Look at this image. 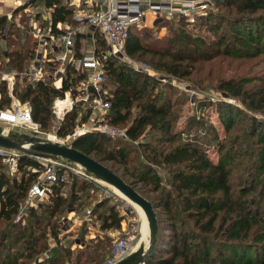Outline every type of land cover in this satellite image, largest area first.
Segmentation results:
<instances>
[{
	"label": "trees",
	"instance_id": "1",
	"mask_svg": "<svg viewBox=\"0 0 264 264\" xmlns=\"http://www.w3.org/2000/svg\"><path fill=\"white\" fill-rule=\"evenodd\" d=\"M41 1L46 4L48 18L37 12L34 21L47 22L52 38L68 33L67 28L58 27L60 23L68 24L69 28L80 25L74 19L73 8L62 0H27L23 6L28 3L38 6ZM217 3L227 7L229 14L223 10L213 13V28L219 30L223 23L227 25L223 38L214 46L181 31L169 38L170 47L151 48L144 44L140 32L133 31L138 28L135 26L130 29L125 53L129 57L151 55L155 70L177 80L196 78L202 72V65L211 64L202 81L207 84L196 79L190 82L197 87L212 85L239 99L245 107L241 109L227 100L217 102L220 120L227 135L230 134L221 141L212 127L219 148L218 162L211 160L208 149L196 139L181 140L176 126L178 116L169 101H161L166 99L160 91L162 82L113 57L104 62L106 79L108 76L113 84L108 92L111 107L105 121L127 128L128 139L137 148H130L125 139L112 142L110 137L97 132L84 133L70 144L107 166L153 204L159 226L157 243L144 264H264V120L249 114L250 111L264 113V68L257 76L250 72L251 68L264 65V0H217ZM25 7L20 8L23 11ZM211 16L201 19V23L210 21ZM11 19L0 14L1 68L8 65L24 72L29 66L27 62L38 57L39 40L33 37L29 19L22 18L19 22ZM228 33L234 37H228ZM75 36V59H79L83 57L79 51L80 32ZM216 45L219 46L215 50ZM208 48L215 53L209 54ZM100 50L99 47L97 52ZM219 55L245 62L238 64L233 74L224 73L219 69L222 65L214 61ZM250 61H254L250 69L240 72ZM46 64L50 68L57 63ZM216 67L218 76L212 75ZM65 69L63 85L59 88L50 80L33 79L22 89L15 86L12 90L19 101L31 105L33 120L42 130L51 127L55 101L64 99L69 91L76 93L73 85L85 79V73L76 64L69 62ZM12 95L3 83L0 108L11 107ZM82 103L78 102L66 113L58 135L65 137L88 120L89 110L83 109L86 112L79 114ZM143 136L164 147H151L149 139L142 142ZM107 162L118 166L117 169L114 171ZM24 166L37 168L39 164L36 158L26 154L20 160V180L10 182L0 172V264H104L111 253L106 242L109 238L96 245H85L83 251L73 256L70 246L62 243V223L54 220L52 224L57 215L75 208L74 204L80 200L76 189L86 188V181L74 179L71 198L62 195L61 187L57 186L56 194L39 205L40 211L30 206L21 220L22 202L37 177L36 172L25 171ZM157 167L169 173L168 185ZM146 193L154 196L149 198ZM160 209L164 218L158 216ZM91 212L100 213L101 230L121 229L123 217L116 205L103 200Z\"/></svg>",
	"mask_w": 264,
	"mask_h": 264
},
{
	"label": "rangeland",
	"instance_id": "2",
	"mask_svg": "<svg viewBox=\"0 0 264 264\" xmlns=\"http://www.w3.org/2000/svg\"><path fill=\"white\" fill-rule=\"evenodd\" d=\"M103 0H62V2L68 6H71L73 8V12H79L81 10H90L92 8H98ZM162 1V0H156ZM164 1V0H163ZM173 4L175 10L172 14L166 15L165 13H162L161 17L155 18V21L150 25L145 27V25L140 28H136L133 31L134 32H140V35L142 37V41L146 46L152 47H159L160 49H166L170 47L169 38L172 36H175V32H189L195 39L200 38L205 40L208 44L216 43L219 39H222L224 36V33L227 31L225 23H223V26L221 29L213 28L214 21H213V15L218 13L219 11L223 10V12H226V14H229V10L227 7L219 6L217 3V0H169ZM193 4L195 6V9H198V6L201 4L206 5V7L203 9V14L201 16L197 17V23H189L188 19L184 16H181L180 9L183 4ZM8 4V3H7ZM25 5V4H24ZM25 7L23 5H18L14 9H12V6L10 4L6 5L4 3L0 4V14H10L11 13V21L19 22L22 18L29 19V24L32 23V19L35 20V16L37 12H42V17L48 18V12L47 7L44 1L39 2L38 6H31L28 8L27 11L25 9H22L20 7ZM222 8V9H221ZM191 10V9H190ZM214 13V14H213ZM153 14L151 12L147 13V16H152ZM211 16V20L209 19L205 21L203 24L201 23V19L206 20V18ZM153 17V16H152ZM39 22V31L41 34L47 36L49 32V24L45 21H41V19L37 20ZM148 23L151 22V20H147ZM46 23V24H45ZM145 23V22H144ZM68 31L72 34L73 37H75L76 29L74 28H67ZM73 29V30H72ZM86 31V29L84 30ZM97 38V45L102 50H104L106 53L107 50L110 49L108 46V43L103 37L94 35ZM229 37H234L233 35L227 34ZM34 37V36H33ZM35 38V37H34ZM43 38L39 37V44L40 40ZM235 40V39H234ZM92 42L87 41L86 43V52L92 48ZM74 46V45H73ZM219 46V45H218ZM216 45L214 48L215 50L218 48ZM105 47V48H104ZM92 50V49H91ZM215 50L207 49V52L209 54H214ZM57 60H61V62H58L56 66L50 67L52 69H49L48 65L46 64L45 68L43 69V72L45 74L46 80H50L52 82H55L56 76L58 73L64 74L66 73V65H64L67 61L69 63V58L66 57L61 58V54L55 55L52 57ZM124 60L119 59L120 61H126L127 63L131 64L132 66L136 67L137 69L146 72L147 74H152L156 78H158L162 83L160 86V91L163 92V98L161 99L163 102L169 101L172 105V109L175 113V115L178 116V123H177V131H179L182 135L181 140H186L188 138L196 139L198 143L205 148L208 149L210 158L213 162H218L219 160V148L218 143L215 141L214 133L215 131L212 127L216 129V133L219 135V139L223 141L226 139L230 134L227 135V132L225 130L224 125L222 124L219 114L217 112V102L219 100H227L233 104L238 105L241 109H244L245 107L240 102L239 99H234L229 97L224 92H221L217 89H215L212 85L211 87H197V85H193V82H190V80L196 79L199 83L207 84L206 82H202L204 79L205 74L208 72L211 64L206 63L202 65V72L200 76H197L196 78H186L183 80H177L174 78H171L168 76L164 71L162 70H155L154 66L151 64L152 56L151 55H144V56H134L129 57L126 55L124 56ZM117 59V58H116ZM259 60V59H258ZM214 61H217V65H222L221 72L233 74L234 71L238 69V64L245 62L243 59H237L228 57L224 59L222 55H219L218 58H215ZM254 61H250L244 65V67L241 68L240 72H243L244 70H249L250 66L252 65ZM63 63V64H62ZM29 66H27V69H29L32 66V61L27 62ZM67 64V63H66ZM199 63L197 64V66ZM258 65V64H257ZM264 68V65H259L255 69L251 68L250 72H254L252 75L257 76L258 74H261L263 71L261 70ZM219 69L216 67V69L213 70V74L215 76L219 75ZM46 71V73H45ZM80 72L85 73V79H87L88 75L86 71H82L80 69ZM229 76V75H227ZM35 79L34 76H30L27 80L23 77H17L14 82L12 83V88L15 86H19L20 89H22L28 82ZM82 80L80 83L74 84L73 88L77 91L67 92L65 95V98H68L70 101L73 100V105L78 104V102L83 101L82 107H84V100L83 98L87 94L86 91V84L87 81ZM88 80V79H87ZM63 84V83H61ZM57 85H60V81L57 82ZM110 86H113L112 82L110 81L109 77L107 76L106 83L104 84L105 89L110 92ZM110 94V93H109ZM13 103L16 102V99L19 101L18 97L15 95L13 96ZM1 99V97H0ZM57 100H63V99H57ZM21 102V101H19ZM57 106V104H56ZM57 110V109H56ZM55 103L53 106V113L54 118L51 123V127L48 130H42L39 125L37 126H23V125H14L5 123L3 121H0V131H4L8 134L9 137L22 140L24 138H34L38 141H57L58 138L60 139L62 136L58 135L59 126L60 123H62L63 119L65 118V113L56 114L55 113ZM80 115L84 114L83 108L80 109ZM85 110V109H84ZM249 112V111H248ZM249 114L251 116H255L259 119L264 120V113L261 112H253L250 111ZM38 124V123H37ZM54 136L57 138L55 139ZM110 139V138H109ZM148 137L143 136V141L147 140ZM114 139L111 138V141L113 142ZM127 140V145H130L132 147L130 148H137L134 146L133 143H131L130 139ZM111 141H106L107 143H111ZM149 142L151 143V147L158 146L159 148L164 147V145H159L157 142L149 139ZM141 152V151H140ZM37 162L39 166L37 168L31 167V166H24V170L28 172H36L37 178L42 174V171L44 170L42 163L44 161L37 159ZM4 164V165H3ZM109 167H114L113 163L107 162ZM117 166V165H116ZM118 167V166H117ZM117 167H114V171L117 169ZM121 169H123L121 167ZM159 175L163 178V181L165 184L168 185V178L169 173L166 169L162 167H157ZM0 172L5 174V178L9 179L10 182H13V180L17 179L20 180L22 176V171L19 169H14L11 167V165H6L3 161L0 160ZM74 179L78 180H85L81 177L73 176L71 178L70 184H68L67 188H65V197L71 198V187L73 186ZM87 183L86 188H77L76 192L78 193V196L80 197V200H77L75 205V208L73 209H67L62 214L60 213L57 215V218L53 219L52 224L55 222L54 220H57L58 222L62 223V229L63 233L61 234L63 238L62 243L65 245L70 246L73 256H75L78 252L83 251L85 245H96V243L100 240H105L106 238H109L110 242L107 240L106 242L109 243V249L113 245V238L110 236L111 231H118L119 235H124L127 232H135V235L137 236V239L134 243V247L136 248L140 244H145L146 247L149 245V227H148V221L145 216V214L142 212H138L135 207L129 203L128 201L124 200L117 192H115V189L110 186L109 184L103 183V182H96V181H88L85 180ZM140 188H143V185L140 186ZM140 189V191H141ZM149 193H146V196L149 198H152L154 195H150ZM144 197V196H143ZM107 201L108 205H116L117 210L122 215V226L121 229H113L109 231L101 230V218L99 219L98 212L91 213L90 215L87 214V210H94L95 206L101 202V201ZM45 202V201H44ZM42 202V204L44 203ZM47 202V201H46ZM32 205V204H31ZM30 202L26 199L24 202H22L21 207V213L19 214L20 219L22 220L23 217L25 219V216H27L30 208ZM1 206V202H0ZM38 211L39 210V204ZM37 208V207H36ZM104 210V209H102ZM102 212V211H101ZM25 215V216H24ZM162 215V210H159L158 216ZM27 218V217H26ZM47 218V216L45 217ZM161 220V217H159ZM18 220V218H17ZM16 220V221H17ZM46 220V219H45ZM49 220L47 219V222ZM26 223V220L24 221V224ZM161 229H163V225L160 226ZM53 240H51L52 243ZM56 244V243H54ZM46 257V255H45Z\"/></svg>",
	"mask_w": 264,
	"mask_h": 264
},
{
	"label": "built area",
	"instance_id": "3",
	"mask_svg": "<svg viewBox=\"0 0 264 264\" xmlns=\"http://www.w3.org/2000/svg\"><path fill=\"white\" fill-rule=\"evenodd\" d=\"M14 1L16 6L27 3V0ZM31 6L32 5L28 3L24 8L25 11ZM205 7L206 5L201 4L198 6V9H195L193 4H183L180 9V14L187 18L189 23H197V17L203 14V9ZM174 10L175 8L169 0L158 2L156 0H103L98 8L81 10L75 13L74 19L78 21L80 25H86L97 30L100 36L107 41L110 49L107 50V53L104 51L101 54H87L82 58L73 59L71 61L73 64H76L77 69L86 71L88 75L87 79H90L89 81L86 80L87 94L83 98L85 102L83 109L89 110L90 113L86 122L79 125L69 135L61 137L60 139L58 138V142L70 145L76 137L87 132L102 133L114 140L128 139L127 128H119L105 121L111 103L108 97V91L104 87L106 82L104 62L109 57L117 59L123 58L122 60L125 59V44L129 37L130 29L135 26H142L148 12L154 13L157 18L161 17L162 13L166 15L172 14ZM32 30L34 31L35 38L38 40L39 37L43 38L40 40V44L43 45V50L39 51L38 49L37 59L32 62V67L24 72L12 69L8 65L1 68L2 60L0 59V97L3 83H6L12 95V83L17 76L21 77L27 75L29 77L34 76L35 79L38 80L46 79L43 69L47 62H56L55 59L49 55L51 53H56L59 46L58 41H64L67 46H73L75 43V37H73L69 31L67 34L55 39L51 36L47 37L41 34L39 28L34 26H32ZM77 32H80V30ZM48 38L50 41L47 40ZM48 46H50V50ZM62 58L65 60L66 56L64 55ZM58 75L60 78L62 77L61 73H58L57 76ZM54 85L58 88L61 87L55 84V82ZM55 113L60 114L58 110H56ZM0 121L23 126L39 125L33 120L31 105L29 103L19 102L17 99L11 107L4 109L0 108ZM54 138L56 139L57 137L54 136ZM23 155L24 154L18 150L0 147V160L6 165H11L15 170L18 169ZM39 160L44 161L42 163L44 170L29 189L27 200L30 202V205L32 204L31 206L38 207L37 204L40 205L45 200L54 196L57 186L61 187V194L66 195L64 193L65 188L70 184L73 176L81 177L88 181L103 182L88 173L80 165L68 161L66 162L63 159L39 158ZM91 213V210H87L88 215ZM109 234L113 238V245L111 247V253L104 264H116L126 258L135 249L134 243L137 236L134 230L124 235H119L118 231L114 230Z\"/></svg>",
	"mask_w": 264,
	"mask_h": 264
},
{
	"label": "water",
	"instance_id": "4",
	"mask_svg": "<svg viewBox=\"0 0 264 264\" xmlns=\"http://www.w3.org/2000/svg\"><path fill=\"white\" fill-rule=\"evenodd\" d=\"M0 147L18 150L24 155H30L36 159L62 158L71 163L80 165L95 178L103 181L124 195L135 205L141 207L149 225V245H138L126 258L116 264H144L147 257L153 252L157 243L158 218L153 204L138 193L130 184L104 164L91 156L77 150L72 145L58 141H38L34 138L14 139L4 131L0 132Z\"/></svg>",
	"mask_w": 264,
	"mask_h": 264
},
{
	"label": "crops",
	"instance_id": "5",
	"mask_svg": "<svg viewBox=\"0 0 264 264\" xmlns=\"http://www.w3.org/2000/svg\"><path fill=\"white\" fill-rule=\"evenodd\" d=\"M1 3H4V4H6V5H8V4H10V6H12V9H14L15 7H16V5H15V1L14 0H0V4ZM8 3V4H7ZM28 10V9H27ZM152 13V12H151ZM153 15V17L152 16H146V18H145V23H143L142 25L144 26L145 25V27H147V26H150L154 21H155V18H156V16H155V14L154 13H152ZM8 16H11V13L10 14H7ZM10 19L12 18V17H9ZM147 20H151V22L150 23H148V21ZM32 23L33 24H31L32 26H34V27H36V28H39V23L37 22V21H34L33 19H32ZM81 26V27H80ZM58 27H60V28H69V26H68V24H66V23H60L59 25H58ZM80 27V28H79ZM140 27H142V26H140ZM140 27H138V28H140ZM79 28V29H78ZM71 29V28H70ZM74 29H76V31H79L80 30V34H81V38H80V40H81V49H79V51H80V54H82L83 56H85V55H87V54H101V53H103L104 52V50H100V52H97V49L99 48L98 47V45H97V38L94 36L95 34L97 35V36H100V34H99V32L97 31V30H94L93 28H91V27H89V26H86V25H79L77 28H74ZM86 29V31H84ZM68 30V29H67ZM40 31H41V29H40ZM33 33H34V31H33ZM50 36V33L48 32V35H47V37H49ZM35 37V36H34ZM100 37H102V36H100ZM47 40H49L50 41V39L48 38ZM75 41H76V36H75ZM87 41H90V42H92V48H90V50H88L87 52H86V43H87ZM40 43H41V41H40ZM58 48H57V50H56V53H55V55H59V54H61V58H62V56H66L67 58L68 57H70L69 59V62H71L73 59H75V56H76V47H75V43H74V46H67L66 45V43L64 42V41H58ZM48 48H49V50L51 49L50 48V46H48ZM92 49V50H91ZM43 50V45H41V44H39V51H42ZM58 62H61V60H57V63ZM67 64H68V61L66 62ZM66 63L64 64V65H66ZM63 64V63H62ZM32 67V66H31ZM30 67V68H31ZM11 68V67H10ZM29 68V69H30ZM28 70V69H27ZM63 78H64V74H62V77L60 78V76L58 75V76H56V79H55V84H57V82L58 81H60V85L59 86H62L63 84H61V83H63ZM87 79H85V81H86ZM90 80V79H89ZM88 80V81H89ZM64 100V106H63V109L62 110H60V109H58L57 107H56V104H58L59 102H58V100L57 101H55V109H57L58 110V112H60V113H67V112H69L70 110H72V108H73V100L72 101H70L68 98H64L63 99ZM67 105H69V106H67ZM55 242L54 241H52V244H54Z\"/></svg>",
	"mask_w": 264,
	"mask_h": 264
},
{
	"label": "bare ground",
	"instance_id": "6",
	"mask_svg": "<svg viewBox=\"0 0 264 264\" xmlns=\"http://www.w3.org/2000/svg\"><path fill=\"white\" fill-rule=\"evenodd\" d=\"M58 104H57V108L58 109H60V110H62L63 109V106H64V100H58ZM67 106H69V105H67ZM60 113V112H59ZM115 192H117L122 198H124V200H126V201H128L129 203H131L134 207H135V209H137V211L138 212H142L143 210L141 209V207L140 206H138V205H135L134 203H132L130 200H128L124 195H122L120 192H118L117 190H115ZM143 213H144V211H143ZM148 227H149V225H148Z\"/></svg>",
	"mask_w": 264,
	"mask_h": 264
}]
</instances>
